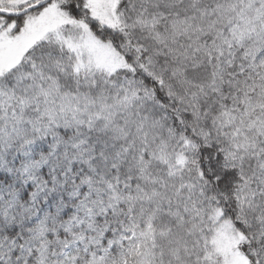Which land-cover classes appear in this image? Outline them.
<instances>
[{"label":"snow or ice","instance_id":"snow-or-ice-1","mask_svg":"<svg viewBox=\"0 0 264 264\" xmlns=\"http://www.w3.org/2000/svg\"><path fill=\"white\" fill-rule=\"evenodd\" d=\"M0 264H264V0H0Z\"/></svg>","mask_w":264,"mask_h":264}]
</instances>
